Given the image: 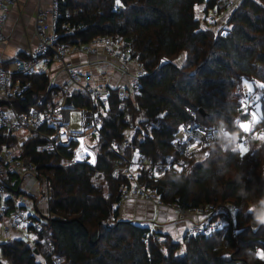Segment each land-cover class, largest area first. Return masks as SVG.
I'll use <instances>...</instances> for the list:
<instances>
[{
  "label": "trees",
  "instance_id": "trees-1",
  "mask_svg": "<svg viewBox=\"0 0 264 264\" xmlns=\"http://www.w3.org/2000/svg\"><path fill=\"white\" fill-rule=\"evenodd\" d=\"M227 2L58 0L59 43L81 45L109 36L128 46L146 70L138 93L119 99L112 89L100 109L101 130L110 141L123 144L125 130L137 125L126 148L152 165L176 155L172 136L179 126L192 123L189 110L197 112L195 121L202 125L244 133L239 125L250 114L240 109L241 87L244 81L264 83V0ZM201 7L206 15L223 14L224 23L209 25L198 17ZM18 79L30 83L25 96L15 101L18 109L41 107L36 105L39 94L43 105L52 103L48 94L56 87L46 74ZM255 91L262 99L264 88ZM71 99L74 106L88 104L79 91ZM142 110L145 117L139 120ZM253 125L255 137L247 152H222L215 144L208 157L191 160L177 174L149 179L145 168L139 171L138 184L143 182L142 188L154 190L163 205H175L180 214L211 206L213 221L219 209L236 207L223 225L207 234L186 233L181 241L120 218L118 205L112 209L132 183L125 162L105 142L98 145L93 165L64 164L58 154L39 150L44 143L39 135L26 136L20 153L48 180V220L32 243L23 237L0 242L1 259L6 264H52V255H59L61 264H264L247 255L248 250L264 252V225H253L248 211V202L264 195V107ZM15 141V136L0 135V147ZM59 154L68 156V148L60 147ZM4 182L12 195L22 194L18 179ZM5 203L7 212L12 198Z\"/></svg>",
  "mask_w": 264,
  "mask_h": 264
},
{
  "label": "built area",
  "instance_id": "built-area-1",
  "mask_svg": "<svg viewBox=\"0 0 264 264\" xmlns=\"http://www.w3.org/2000/svg\"><path fill=\"white\" fill-rule=\"evenodd\" d=\"M239 0L231 1L230 5H235ZM16 0H0V135L19 136L17 131H24L29 136L39 135L44 139V143L38 148L41 151H48L58 154L64 164L88 163L89 155L85 154L79 146V137L85 139L86 147H94L93 136L105 142L108 148L117 153L125 162L124 170L127 173L131 186L122 191L117 203L112 204L114 207L121 206L127 199L139 198L149 200L154 204H162L154 190L142 188L137 181L138 173L146 169V176L149 179L160 177L169 172L177 174L182 168L186 167L191 160L199 157L206 158L210 155V147L218 145L222 152L233 151L241 152L239 144L248 147L249 142L255 137L252 114L246 122L250 131L236 136L235 143L225 150L221 142L217 139V132L220 129L217 124L205 126L196 122L197 112L189 110V116L192 123L181 125L173 133L171 145L175 151V156H169L165 161L152 165L145 163L144 156L138 151H133L136 157L132 159L123 151H119L114 141H110L101 130V117L103 109L108 101V95L112 89H116L119 99H125L133 94L138 93L141 85L139 79L146 75V70L135 56H132L130 48L124 43L117 41L109 36L94 37L88 43L81 45L66 46L58 42V34L55 32L56 17L58 15V0H36L34 29L33 35L26 38L25 45L12 58L4 59L1 56V49L10 40V36L3 31V25L7 19L9 8L15 4ZM217 13L211 12L207 17V23L215 26L217 22ZM35 41V46L33 44ZM73 56H85V64L91 67L95 64L110 63L126 76L124 83L120 85H111L106 80H98L89 72H78V64L73 60ZM83 62V61H82ZM54 65L51 75H48L47 69ZM46 74L49 85L53 88L49 91V97L52 103L43 105V98L39 94L37 106L20 110L15 106V101L25 96L30 87V83L18 79V77ZM261 89V87H260ZM263 89V88H262ZM79 91L86 96L87 106H74L72 103V94ZM70 102L67 103V99ZM257 99L256 91H246L240 99V109L243 112L251 113L253 104ZM100 104L101 108L96 111V105ZM81 111V128L72 129L71 112ZM145 117V112L140 111V119ZM137 124V123H136ZM137 125H129L126 131L124 145L131 147V138L134 135ZM27 135V136H28ZM18 145L4 144L0 147V201L3 197L12 198L13 207L11 208L9 219L10 226L4 230L9 234L10 231H25L23 238H28L29 234H37L42 227L39 216L27 208L22 201L26 198L22 194L12 195L8 192L5 185V178L17 171L23 176H35L40 180L41 196L46 198L48 203V180L40 175L31 165L29 159L21 155V145L24 138H20ZM74 143L73 145H71ZM68 148L69 155L59 154V148ZM80 155V157H78ZM94 158L95 155H94ZM95 162V160H94ZM94 162L90 163L91 165ZM101 178L100 173L94 176L95 181ZM169 205V204H168ZM176 209L177 207L173 205ZM6 206L0 205V213L5 214ZM178 210V209H177ZM215 208L208 206L202 212L189 210L185 214L196 215V219L189 228V234H207L221 226L224 222L218 219L210 221L209 217ZM236 207L228 208L231 215L236 211ZM48 213H45L47 217ZM44 216V217H45ZM43 220L47 222L48 217ZM50 249L53 245L48 243ZM64 262L63 257L52 255V264H61Z\"/></svg>",
  "mask_w": 264,
  "mask_h": 264
},
{
  "label": "crops",
  "instance_id": "crops-1",
  "mask_svg": "<svg viewBox=\"0 0 264 264\" xmlns=\"http://www.w3.org/2000/svg\"><path fill=\"white\" fill-rule=\"evenodd\" d=\"M228 1L227 4H230L233 0ZM35 7L36 0H16L15 4L9 8L7 19L3 25V31L10 36L9 42L4 44L1 49V56L4 59H8V50L13 51L15 56L20 51V48L25 45L26 38L33 35ZM199 9L198 17L207 19L209 14H203L201 11L202 7ZM222 15L223 14L217 15V25H222L224 23ZM72 58L78 64L77 68L80 72H82V69L89 72L88 70L91 67H87L85 64V56H81V58L73 56ZM92 66H98L100 68V70L93 75L94 78L98 80H106V82L111 85H120L127 81L126 76L110 63L95 64ZM253 83L258 87L259 85L264 84L261 82ZM244 88V85H242V93L246 92ZM31 187L35 189L37 188L35 182L31 186H27L29 190L27 191V194L29 193L30 196L33 192ZM41 202L42 203L38 205L41 210L38 209V207L34 209L45 214L48 211L46 198L44 197ZM119 215L122 219L132 220L138 224L153 228L173 241H181L183 235L189 233L191 224L196 219H199V217L192 216L191 214H180L173 205L154 204L149 200L139 198L127 199L123 202L119 208ZM220 221L222 222V220ZM161 225H163V227ZM2 234L4 238L8 239L10 237H21V235L25 234V231L21 232L13 230L7 234L2 230ZM35 238V234L31 233L28 235L27 240L32 243Z\"/></svg>",
  "mask_w": 264,
  "mask_h": 264
},
{
  "label": "rangeland",
  "instance_id": "rangeland-1",
  "mask_svg": "<svg viewBox=\"0 0 264 264\" xmlns=\"http://www.w3.org/2000/svg\"><path fill=\"white\" fill-rule=\"evenodd\" d=\"M227 15L228 14L226 12L225 17H227ZM33 42H34V44H33V47H34L35 41H33ZM7 56H8V58L13 57L14 56L13 51L8 50ZM53 66L54 65L52 64L47 69L48 75H51V73L53 72V70H54ZM99 70H100V68L98 66L97 67L91 66V68H89L88 71H89V73H91V75H94ZM77 71L80 72L78 69H77ZM82 72L85 73L86 70L82 69ZM243 85L245 87L244 88L245 91H255V89L258 87V86H256V84H254L251 81H244ZM249 85H251V88L249 87ZM258 96L259 95L257 94V99H256L255 103L253 104V107H252L251 113H250V116L252 114V118H253L254 122L257 121V119L260 117V115L262 114L263 107H264V96L262 97V99L260 98V96L259 97ZM100 108H101V105L97 103L96 111L98 112ZM100 117H102V115H100ZM243 124L248 125V123L246 121H243ZM203 125L209 126V124H207V123H205ZM70 127L72 129H80L81 128V111L76 110V111L71 112ZM16 135L19 136V139L17 141L13 142L14 145H18L21 142L20 138L23 139L28 134L25 133L24 131H17ZM93 137H94L93 142L91 141L90 143H94L95 146L91 147V148L86 147L85 146V142H86L85 139L82 137H79V146L83 149L85 154L89 155L88 163L94 162V160H95L94 155L96 154L97 147L100 144V142L102 141V140L98 139L97 136H95V135ZM115 145L119 151H123L128 157H131L132 159H134L136 157L135 152L126 148V146L124 144H122L121 142L117 141V142H115ZM78 157H80V155ZM6 178L7 179L9 178L10 183H12L14 179H18L19 180V186L18 187L21 190H26V191H29L27 186H31L35 182L37 188L35 189V188L31 187V189L33 191L31 196L29 195V193L28 194L24 193L26 195V198H23L22 201L26 204L28 209H30L34 214H36L40 217L39 220L42 224L43 220L45 219V217H44L45 214L41 211L38 212L34 209V208L38 207L39 204L42 203L41 201H43V198H44L43 196H41L40 180L35 176H23L20 171H17L16 173H13L12 175H10L9 177L7 176ZM6 182H7V180H6ZM141 184H143V182H140V185ZM8 192H9V190H7L5 192V194L7 195ZM5 200H6V197H3V200L0 201V205L5 204L6 208H8L7 204L5 203ZM38 209H40V206L38 207ZM10 211H11V209L9 208L6 212V214L0 213V242H5L7 240V238L3 237L2 230H5L7 226H10V219H9ZM192 216L196 217V215H192ZM228 216H229L228 208L219 209V216L217 218L219 221L222 220V222H224V220L227 219ZM161 226L163 227V225H161ZM0 264H6V262L4 260H2L1 257H0Z\"/></svg>",
  "mask_w": 264,
  "mask_h": 264
},
{
  "label": "clouds",
  "instance_id": "clouds-1",
  "mask_svg": "<svg viewBox=\"0 0 264 264\" xmlns=\"http://www.w3.org/2000/svg\"><path fill=\"white\" fill-rule=\"evenodd\" d=\"M216 135L217 139L221 142V145L225 150H227L230 146L235 143L236 134L226 131L223 126L218 130ZM233 151H235L234 148ZM248 211L252 212L251 223L253 225H264V195H261L258 199L250 200L248 202ZM247 255L250 256L252 259L261 258V252L259 251L254 253L251 250H248Z\"/></svg>",
  "mask_w": 264,
  "mask_h": 264
},
{
  "label": "snow or ice",
  "instance_id": "snow-or-ice-1",
  "mask_svg": "<svg viewBox=\"0 0 264 264\" xmlns=\"http://www.w3.org/2000/svg\"><path fill=\"white\" fill-rule=\"evenodd\" d=\"M249 87L251 88V85H249ZM259 87L264 88V84L259 85ZM239 128L243 131V132H248L250 131V128L247 124H243L241 123L239 125ZM239 150L243 153V152H247V148L243 146V144H239ZM250 213H252L251 211H249ZM261 258H264V252H261Z\"/></svg>",
  "mask_w": 264,
  "mask_h": 264
},
{
  "label": "water",
  "instance_id": "water-1",
  "mask_svg": "<svg viewBox=\"0 0 264 264\" xmlns=\"http://www.w3.org/2000/svg\"><path fill=\"white\" fill-rule=\"evenodd\" d=\"M69 102H70V98H68V99H67V103H69ZM200 112H202V110H201V109H200Z\"/></svg>",
  "mask_w": 264,
  "mask_h": 264
}]
</instances>
